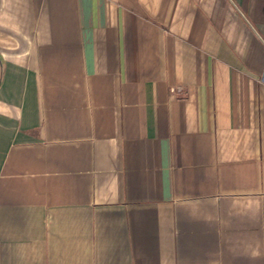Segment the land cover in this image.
Instances as JSON below:
<instances>
[{
  "label": "crops",
  "instance_id": "1",
  "mask_svg": "<svg viewBox=\"0 0 264 264\" xmlns=\"http://www.w3.org/2000/svg\"><path fill=\"white\" fill-rule=\"evenodd\" d=\"M0 264H264V0H0Z\"/></svg>",
  "mask_w": 264,
  "mask_h": 264
}]
</instances>
